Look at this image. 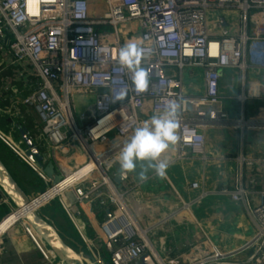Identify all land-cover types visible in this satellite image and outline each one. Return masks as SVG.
I'll list each match as a JSON object with an SVG mask.
<instances>
[{
    "label": "built area",
    "instance_id": "obj_1",
    "mask_svg": "<svg viewBox=\"0 0 264 264\" xmlns=\"http://www.w3.org/2000/svg\"><path fill=\"white\" fill-rule=\"evenodd\" d=\"M91 3L0 0V51L13 67L1 89H7L9 80L34 79V86L26 95L12 98L8 107H0V115L17 111L19 103L32 107L40 126L39 135L52 152L50 161L57 168L59 180L52 183L25 157L20 143L1 131L0 141L47 183L31 198L28 208L37 210L58 199L71 218L70 209L75 203L100 199L112 207L94 236L103 246H110L106 263L137 264L140 255L148 252L155 264H180L155 250L146 229L139 226L131 212L128 190L116 187L108 166L112 161L119 164L120 151L137 126L166 110L174 101L180 105L175 145L178 159L187 156L186 150L204 158L200 129L211 122L240 129L254 123L264 131V110L252 122L241 115L229 121L217 107V83L222 68H236L241 75L246 69L264 73V0H103L104 10L96 17L91 16V11L98 5L96 0ZM223 7L238 10V28L233 34L212 36L206 27V11ZM118 25L130 30L120 32ZM107 26L111 30H106ZM216 26L220 28L219 21ZM130 42L146 52L141 67L148 73L149 84L144 92L136 91L132 72L118 62L120 48ZM192 67L202 71L203 92L199 95L182 92L180 73ZM122 89L126 94L120 99ZM70 94L92 96L85 113L78 115L81 127L72 116ZM243 98L244 95L238 96L239 100ZM73 145L82 149L84 160L64 166L55 158L60 157L57 151ZM234 161L235 187L231 190L222 187L217 192L228 195L232 201H245L247 190L242 169H250L256 163L260 189L257 201L246 211L254 228L253 235L232 251H222L204 237L203 242L187 247V252L181 255L183 264H229L226 259L231 260L246 249H250V255L240 264H264V134L259 157L237 153ZM189 187H196V183H189ZM191 203H182V209L189 210ZM16 212L10 211L0 222ZM16 220L23 221L22 215L11 223ZM94 246L88 241L87 250L99 264L100 254Z\"/></svg>",
    "mask_w": 264,
    "mask_h": 264
},
{
    "label": "crops",
    "instance_id": "obj_2",
    "mask_svg": "<svg viewBox=\"0 0 264 264\" xmlns=\"http://www.w3.org/2000/svg\"><path fill=\"white\" fill-rule=\"evenodd\" d=\"M212 17L210 15L208 21L206 13V27L210 35L236 33L237 22L236 25L230 26L229 30L230 24L226 17L221 16L220 19ZM218 21L220 28L216 26ZM12 68L6 55L0 51V89ZM180 81L185 95H199L203 92L202 71L198 67L182 70ZM7 84V89L0 91L2 108L8 107L12 98L19 99L26 95L33 88L34 79L27 77L21 81L9 80ZM217 91L219 95L217 107L226 114L229 121L241 115L243 119L252 122L261 114V110H264L263 71L246 69L241 75L236 68H222ZM239 95H244V98L239 100ZM91 102L92 96L86 105ZM17 108V111L12 110L8 115H0V131L19 142L24 149L18 129L25 127L26 133L32 136L39 146L40 153L45 155L41 162L33 164L42 171L45 163L48 160L52 161V152L47 143L45 144V139L39 135L40 126L32 107L19 103ZM200 130L204 137V158L188 150L186 157L176 158L175 143L162 154L161 159L167 162L163 176L157 175L154 169L148 168L145 164L138 163L136 172H125V176L121 180L117 178L115 182L114 178L117 177L120 165L112 161L108 166V174L116 187L128 190L127 198L129 205L131 204V212L139 226L146 229V235L155 250L160 256L173 257L180 264L184 263L181 255L187 252V247L193 243L203 242L204 237L207 243L218 249L232 251L247 242L254 232L246 211L257 201L260 189L256 163H253L250 169H242V180L247 190L245 201H232L228 195L217 191L222 187L227 190L235 187L237 164L234 156L237 153L253 158L261 155L264 131L261 126L254 123L240 129L217 121ZM57 153L60 157L55 158L64 166L77 165L85 157L77 145ZM0 160L27 198L34 197L46 186V181L36 173V170L1 141ZM56 169L54 165L53 171L58 174ZM142 171L146 177L144 179L140 176ZM191 182H195L196 187H189ZM66 197L70 199V194L66 193ZM56 200L77 238L64 217L55 210L53 205L55 202L50 201L41 206L37 213L55 228L63 241L79 253H83L81 249L87 250L88 241L94 244L99 252L101 250L107 252V247L103 246L101 240H94V236L97 234L99 223L112 207L100 199H94L89 203H75L70 209V218L60 201ZM191 201L193 203L189 205V210H183L182 203ZM13 210L15 208L12 202L0 193V221ZM15 219L16 217L12 215L9 222ZM202 245L206 246L205 243ZM250 252V249L242 250L231 257L232 261L227 262L240 264ZM0 264L63 263L47 250L22 220H16L0 232ZM89 264L92 263L89 261Z\"/></svg>",
    "mask_w": 264,
    "mask_h": 264
},
{
    "label": "clouds",
    "instance_id": "obj_3",
    "mask_svg": "<svg viewBox=\"0 0 264 264\" xmlns=\"http://www.w3.org/2000/svg\"><path fill=\"white\" fill-rule=\"evenodd\" d=\"M145 55L140 45L131 42L121 47L118 53L119 64L132 72V82L137 92H144L149 84L148 73L141 67ZM125 94L126 90L122 89L120 99ZM179 115L180 105L174 101L166 110L153 114L149 120L137 126L120 151L119 165L122 172H136L138 163H141L163 176L167 162L161 157L177 141ZM140 176L146 178L143 171Z\"/></svg>",
    "mask_w": 264,
    "mask_h": 264
},
{
    "label": "water",
    "instance_id": "obj_4",
    "mask_svg": "<svg viewBox=\"0 0 264 264\" xmlns=\"http://www.w3.org/2000/svg\"><path fill=\"white\" fill-rule=\"evenodd\" d=\"M222 21V19H221ZM223 23V22H222ZM21 143L24 146V155L31 162H41L44 158L40 153L39 146L36 144L34 138L26 133V128L21 127L18 129ZM42 171L47 177H49L52 183L59 180L60 176L53 171V164L48 160L42 168ZM125 176V172L118 169L117 177L114 178L116 182L117 178L122 179ZM0 193L6 196L13 204L15 210H21L22 219L25 226L38 237L42 244L51 252L58 260L63 264H86V260H89L92 264H97L94 258L86 253H79L73 250L67 245L55 228L41 217L36 209H30L27 204L31 198H27L18 184L9 174L8 170L0 160ZM19 215V216H20ZM107 249H110L109 244H106ZM108 264V263H105ZM137 264H155L154 260L148 252L140 255Z\"/></svg>",
    "mask_w": 264,
    "mask_h": 264
},
{
    "label": "rangeland",
    "instance_id": "obj_5",
    "mask_svg": "<svg viewBox=\"0 0 264 264\" xmlns=\"http://www.w3.org/2000/svg\"><path fill=\"white\" fill-rule=\"evenodd\" d=\"M88 2L91 3V0H88ZM96 4L98 5L96 7V10L91 9L92 10L91 11L92 17H96L97 15H100L104 10L103 0H96ZM91 5H92V3L90 4V7H91ZM206 12H207V20L208 21L210 19V15L213 17H216L217 19H220L221 16L226 17L228 19V22H229L228 24H230L228 26L229 30H230V26L236 25V22H237V26L239 24V12L235 7L209 8V9H207ZM117 28L120 32L122 30H127V31L130 30V28L127 26L121 27L118 25ZM105 29L111 30V27L107 26V27H105ZM183 70H186V68H184ZM90 97L91 96H89L88 94H72V95L70 94L69 95L70 104L73 105L72 116H73V118L76 122V125L78 127L82 126V123H80V121L78 120V115H79V113H85V109L87 107L86 103L88 102V99H90ZM130 208H131V204H130ZM81 250L83 253L92 254L91 251H89V250H84V249H81ZM99 254H100V257H99L100 263L99 264H105L108 261V253L105 252L104 250H101L99 252ZM226 261H230V260L226 259ZM86 264H89V261H86Z\"/></svg>",
    "mask_w": 264,
    "mask_h": 264
},
{
    "label": "trees",
    "instance_id": "obj_6",
    "mask_svg": "<svg viewBox=\"0 0 264 264\" xmlns=\"http://www.w3.org/2000/svg\"><path fill=\"white\" fill-rule=\"evenodd\" d=\"M51 201H52V202H55V203L53 204L54 207H55V210H57V212H58L59 214H61V215L64 217V219H65L66 222L68 223L70 229L74 232V236H76V238H77V235H76V233H75L73 227L71 226V224H70V222L68 221L67 217L64 215V213H63L61 207H60L59 204L57 203V200H56V199H53V200H51ZM103 248L105 249V247H103ZM105 250H106V249H105Z\"/></svg>",
    "mask_w": 264,
    "mask_h": 264
},
{
    "label": "bare ground",
    "instance_id": "obj_7",
    "mask_svg": "<svg viewBox=\"0 0 264 264\" xmlns=\"http://www.w3.org/2000/svg\"><path fill=\"white\" fill-rule=\"evenodd\" d=\"M21 214V212L17 211L16 213L8 215L6 219H4L2 222H0V232L3 231L5 228H7L11 222H9L10 217L13 215L16 218Z\"/></svg>",
    "mask_w": 264,
    "mask_h": 264
}]
</instances>
